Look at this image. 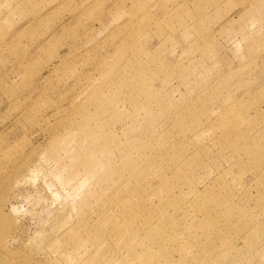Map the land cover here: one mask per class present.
I'll list each match as a JSON object with an SVG mask.
<instances>
[{"label":"rangeland","instance_id":"1","mask_svg":"<svg viewBox=\"0 0 264 264\" xmlns=\"http://www.w3.org/2000/svg\"><path fill=\"white\" fill-rule=\"evenodd\" d=\"M0 264H264V0H0Z\"/></svg>","mask_w":264,"mask_h":264}]
</instances>
